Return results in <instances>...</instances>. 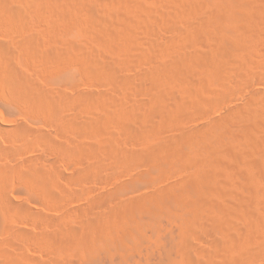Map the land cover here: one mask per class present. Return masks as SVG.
<instances>
[{"label": "bare ground", "instance_id": "1", "mask_svg": "<svg viewBox=\"0 0 264 264\" xmlns=\"http://www.w3.org/2000/svg\"><path fill=\"white\" fill-rule=\"evenodd\" d=\"M51 1L54 2V4H56V6L59 8V11H61V13H62L61 17L64 15L63 19L65 18V16H67L65 18L66 20H68L69 17H71L68 22H66V20L64 19L65 20V29H63V27H62V31L64 32V34H66V35H68L70 33L73 34L72 32L75 31V33H77V34L88 33V35H86V36H89V33H90V36H92V37L95 36L94 39L96 38V41L98 40V42L105 48H109V47L114 46L113 45L114 42L116 43V41L118 39H120L121 42H122L121 39H123L124 42L126 40V42L128 41L129 44L133 43V42H131L133 40V39L131 40V38L134 34L132 32H136L135 30L136 29L138 30L140 28V27L138 28V25L139 26L142 25L141 24V20H142L141 15H142V12L144 10H142V8H141L140 9L142 11L141 12L139 9H137V8H139V6L138 7L135 6L134 8H136V9L134 11L131 9V11H128V13L126 12L127 14H130V15H127V18L123 17L122 19L118 20V22H117V18H116V21H115V22H117L116 24L113 23V26H111V27L108 24L109 27L107 25L108 28L106 30H104V29L101 30V29H99L100 25L98 26L99 28H96L97 24H95V21H94L95 18L97 17V15L94 12H96L98 10L92 9L90 11V17L91 18H87V17H89L88 13H87V17L86 16L84 17L83 16L84 13L82 12L83 10L81 11L83 14H77L78 12L76 13L75 10H73L75 6L72 7L73 9L70 8L73 5V3L71 5H69L71 3V2L69 3V1H71V0H47V2H51ZM113 1L110 3H108L109 1L107 2L109 8L112 6H115V5H116V7L120 6V3L119 4L116 3L119 1H116V2L115 1L113 2ZM189 1L188 0H171L172 8L169 11V13L171 12L170 15L168 14L169 15L168 20L171 22H174L176 19L179 20L181 17H185V19L186 18L189 19V17H190V19H189V21L187 20L188 21L187 24H186L187 21L185 22V21H182L180 19V21H182V23L185 22L186 25L183 27V29H184V31H183L184 40H182V38H181L183 43L180 42L181 44L178 45L181 47L180 48L176 47V44L174 46L176 49L179 48L176 51V53L172 52L174 55L172 53H170L173 55V56H170V54H169L170 57L164 56V57L158 58V60L155 62L156 64H154V66H152V69L149 67L150 71H149V68H148V70L146 69L148 71V72L147 71L145 72L146 73L145 78L147 80H145V79H143V80L147 81L146 83H148V82L150 83L149 86H150V89H151L153 95L152 94H151L152 96L149 95V96H151V97H149L150 99L147 97L148 98L147 102H146V100H144V102H143L144 103L143 104L144 109L142 108V106H138V104H140V102L138 104H136L135 102L134 103L132 102L134 104V106L135 105L138 106V109H136V110H139V107L143 109V110L138 111L140 113V116H138V120H137L138 123L135 124L137 127L134 124L132 126V128L136 127V128H138V130L133 129V132L131 133L129 131L131 129V127H128L130 124L125 125L124 120L130 119L131 117L127 118V117H125L126 115H124L125 118H123L124 120H122L124 122V124L122 123L120 117H119L120 122L117 120L118 119L117 115L120 114V116H121V111H122L121 107H123V106L125 107L127 105V102L129 104L130 103L129 99H126V100L122 99V100H124V102H126V103H124L126 105H123L120 107H118L120 105V102L118 100L119 105L117 107L121 111L115 115L117 118L116 119L117 120L116 124H118L117 126L119 127V125H120L124 129L129 128V130H127V133L129 131L128 134L129 135L131 134L130 137L135 138V140L137 138L139 140V142L143 144V145L142 144L140 145V143L138 142V144L140 146L135 149L136 154H134V152H135L134 150L129 151V155H131L130 153L133 152V157L130 156V158H132L134 160V162L131 159V161H129L128 165H132V166L134 165L135 166V164L138 165L137 164V162H138V163L143 165L141 167L145 168V166H146L150 169H158L160 171V174H162L164 176L166 174L167 176H169L170 174L168 175V170H165V169L169 168L170 164L168 163L169 164L168 167L166 165H164V164H166L167 157H169L168 153L166 151L169 152V150H170V152H171V150L174 149L176 147V145H179L180 143H182V145L185 143L188 146H190V145L192 146L191 150H189L188 152H187L188 149L186 150V153H183V152L178 153L176 151L177 147L175 148L176 150L172 152L173 154H174V152H176L177 155L180 154L179 159H178L177 155L175 156V158H177L179 160V162L178 163L176 162V163L178 165H180V167L177 165L178 168H175V173L179 172V168L185 170L182 172V176H184L186 174L184 172H188L186 174V177L183 178V182L181 183V185H172L171 184L170 188H168V191H167L168 195L167 196L164 195L162 192H157L154 194L150 193L149 192L150 187L148 188V190H149L148 192L145 191L147 189L144 190L146 193L149 194V196H146L145 193H143L144 191H142V189H141L142 196H141V194L139 195L136 191L135 192L137 193V195H135V193H134V196L132 194H131V196H129L128 192L129 193L134 192L133 191L134 186L139 185V184H132L136 181V180L133 181V179H137L135 177L136 174L134 175L133 178H131L132 180L130 179V183L128 182V183H124L121 185H119V184L116 185V183L118 181H116L114 179V181H115L114 183L116 186L115 185H113V186L116 187L115 189H109V188H108L109 190L105 189L106 193L102 192L103 194H101V195L94 192L97 195V196L95 195L96 197L93 196L94 200L89 202V203L87 201L86 203L88 205L85 203L87 205V206L85 205L86 208H84L82 206L83 208L79 210V207L75 208L76 206L74 205L75 206L74 207L72 204L71 205L69 204V207H68V204L66 203L67 196H65L66 194L64 191L65 190L67 191L68 188L61 186L62 183L60 184L59 183L60 181L58 182V180L60 179L59 176L61 177V170H60L61 168L59 169V165L57 164V161L55 159H54L55 160L54 161L52 158L44 156L43 154H39L33 158H29L28 162L25 163L24 165H23V163L22 164L19 163L17 165L16 172L19 174V176L26 183L31 184L36 190L44 191V193H46L48 195V196H46L47 197L46 199H48V197H49V199L51 201H54V203H59L60 207L61 206L63 207L62 210H64V211L66 210V212H64V215L62 218H59L61 216L56 215L59 218L57 220V218L54 216L42 217L41 215L31 211L30 208H28V206L25 204L14 203L13 201H12L13 203L10 202L8 204L6 201V203H4L6 205L0 204V219L3 216V212H7L10 214L11 213H13V214L14 213L15 214L25 213L28 216H30V218L32 217L31 218L32 220L38 219L43 224L42 225L43 230L40 231V233L38 235H35V234L30 233L28 231L17 230L14 227H12V229L11 228L7 229V226H5L7 229V230L5 229L6 230L5 234L7 236L4 234L3 235L7 238L2 236V237H4V239H2V237H0L2 239V240L1 239L0 240L1 241H3V240L7 241L8 243H6V244L7 245L9 244L8 246L10 247V248L8 247V250L5 248V250H3V252L0 253L1 257H3V259L5 261V264H13L15 262V259H16L15 249H17V247L19 246L16 244V241L14 243L10 239H8L11 237V236L9 237V235H11V234H14L16 236L24 235V236L30 238L31 240L36 241L37 244L39 242V244L44 243L45 245L48 242V240L50 242L53 239V240H56L57 244H60L59 246L61 248H63L66 252H69V253L72 252V254L76 253L77 255L83 254L84 255L83 257L88 255V257H90V258L92 257V259H96V257H97L96 254H99L100 251L104 250V248H106L107 246L109 247V245L107 244V240L111 241L112 244L113 243L117 244L116 242L112 241L114 238L116 239V237H117L116 241L118 242V245H119V247H117L119 249V251H117L118 250L117 248H116L117 250H114L112 248L114 250V252L109 251L108 248L106 249L109 251V253H107V254H110V255H108L109 256L108 258L110 260L109 264H132V263H134V262L131 263V258L136 256L137 254L142 253V251H144L146 247L149 248L148 247L149 243L151 242V239H153V238H154V241H156V242H160V241L164 240V238H165L167 243H166L165 250L163 253L164 255L160 256V259L155 261V262H152V263L146 262L143 264H217V263L218 264H252L253 261H255L254 259L257 260V258H256L257 256H259V255L261 256L264 253V233H263L264 231H263L262 225H261L262 223L264 225V94H261V93L256 91L252 97H250L251 95H249V97H248V95H247L248 92H245L247 89L246 88L247 87L246 81H247L248 77H251L249 75H251V73H252L251 72L252 67H250V66H252L255 63V61H253L252 54L255 53L260 48V44H262V45L264 44V39H263L264 38V0H249V3H247L248 7H246V9H248V12L250 13V14L248 13V15H249L248 19L249 20L247 19L246 21H243V23H241V20L240 21L237 20V17L235 16V13H234L235 5L232 3V0L231 1L203 0L205 2V3L203 2L204 3L203 8L205 7L206 9L204 11L205 12L204 19H202V20L200 19V16L198 17L197 15H195L194 10H196L197 8L194 9L195 7H193V9H194L193 10L191 7V3H189ZM194 1L195 0H193V3H194ZM99 2H101V0ZM133 2L136 3L135 1H133ZM168 2H166V3H168ZM143 3H141V4H143ZM158 3H156V4H158ZM244 3L246 4V2H244ZM54 4H52V5H54ZM0 5L2 6V8L4 7V10H6L7 7H6V3L4 1L1 0ZM34 5H36V4H34ZM7 6H8V4H7ZM11 6H12V4H11ZM36 6H38V4ZM39 6H40V4H39ZM45 6H46V4H45ZM145 6H147V5H145ZM238 7H240V6H238ZM37 8L40 9V7H37ZM87 8H89V7H87ZM119 8L121 9V7H119ZM145 8H143V9H145ZM240 8H239V10H240ZM107 9H108V7H107ZM146 9L149 10V8H146ZM34 10H35V12L39 11L36 9H34ZM41 10L39 12H41ZM123 10H124V8H123ZM150 10H151V8H150ZM8 11H10V10H8ZM24 11H25V8H24ZM59 11H58V18L60 16ZM77 11H79L78 8H77ZM110 11H112V10H110ZM125 11H123V12L125 13ZM235 11H237V10H235ZM245 11L242 12L243 15L247 13V12L244 13ZM18 12L21 13L20 15L24 14L20 11H18ZM123 12H120V13H123ZM11 13H13V10ZM102 13L103 12H101V14ZM126 13H125V15H126ZM150 13L151 12H149L148 14H150ZM152 13H153V11H152ZM14 15L17 16L19 14H15V12H14ZM25 15L26 14H24L22 16H25ZM163 15H165V14H163ZM248 15L246 14L247 17H248ZM149 16H151V14ZM241 16H240V18H241ZM77 17H79V19H77ZM165 17H166V15H165ZM238 17H239V15H238ZM244 17H245V15H244ZM247 17H245V19ZM18 18H20V20H22L21 16ZM119 18H120V16H119ZM25 19H26V17H25ZM58 20H61V19H58ZM64 20L63 21L61 20L59 22H64ZM164 20H166V19L164 18ZM243 20H244V18H243ZM55 21H54V23H55V25H57ZM92 22H94L95 26H94V24H92ZM146 22L148 23V21H146ZM171 22H170V24L166 23L168 25H171V26H169L170 28L173 26V24ZM177 22L178 21H176L175 24ZM179 23H177V24L179 25V27H181V25ZM29 25L31 27L30 23H29ZM62 25L63 24H61V26ZM114 25H116V26H114ZM147 26H145V27H147ZM27 27H28V25H27ZM176 27H178V26H176ZM176 27H174L175 30L177 29ZM142 28H144V27H142ZM174 29H172V30H174ZM179 29L180 28H178V31L177 30L176 31L180 33ZM147 30L149 31V29H147ZM21 31H23V30H21ZM52 31H53V29H52ZM175 32H174V34H175ZM179 33H176V34H179ZM172 34L170 35V37H168V39L169 38L171 39V37L174 36V35L172 36ZM23 35L24 34H22V37H23ZM25 35H26V33H25ZM48 35H50V34H48ZM57 35H59V33ZM66 35H64L65 38H64V42H63L62 46L59 44H57V45L60 47H57V45L56 46L52 45V47H54V48L53 49L51 48L52 49L51 51L48 50L47 54H45V55L43 54L45 52L44 51L42 53L44 56L43 55L42 56L43 57L46 56L45 59L48 61L49 66L51 64L54 67L58 68L57 70L60 71V74H58V73H56V74L59 75V78L62 77L66 80H68V78H69L72 85H76L75 84V82H76L75 77L77 74L75 72L71 73V71L73 68H75L79 65L78 64V62H79L78 58L79 57L78 56L76 57V55L74 53L73 54L71 53L72 50H74L75 53L77 50H75V46H72L70 40H68L70 38H67ZM135 35H137V34H135ZM19 36H21V35H19ZM149 37H152V36H149ZM177 37H179V35ZM23 39H25V38H23ZM115 39H117V40H115ZM159 39H160V37H159ZM155 40H156V37H155ZM124 42H122V43H124ZM172 42L175 43L174 41H172ZM128 43H126V44H128ZM134 43H135V41H134ZM177 43H178V41H177ZM126 44H124V45H126ZM155 44H157V46H155V47H158V45H159L158 42L157 43L155 42ZM170 44H171V42H170ZM45 45L47 46V44H45ZM165 45H166V43H165ZM50 46H51V44H50ZM133 46H135V45L133 44L131 46V44H130V47H132V48H129L128 50H127V48L129 46H127L126 49L123 47V49H125V50L122 49V51H124V52H122L120 49L118 55H121V56L116 58L118 62L115 59L114 61H112V62H114V64L112 63L111 67L109 65H107L108 68H110L108 70H110L109 74L111 76H109V77L111 80V85L108 83L109 81L108 82L105 81V80H107V77H106V79H102L104 77V74L103 75L100 74L101 73V72H99L100 69L97 70L98 68L95 67L96 65L95 66L91 65L92 62H90L91 63L90 65L87 64V68H86L87 70L84 71V69H83L84 67L82 69L80 68L81 70H83V72L81 71L83 73V76L85 75L86 79L88 78V81H90V78L91 79L93 78L95 81H98L99 87H101V88L103 86L105 87L104 93H103L102 89H101L102 90V92H101V91H99L100 89H98V88H97L98 92H96V89L94 90V92H91V91L86 92L85 89H84L85 92H78L77 90L79 88L77 89L75 87L77 93H76V96L73 98L69 97L66 93H65V95H64V93L63 94L60 93V95H59L58 94L59 92H57V95L61 99V102L59 103L60 100H58V102L56 104H55L56 101L54 102V98L52 99L51 96H50L51 99H48L49 93L47 91L45 92L46 89L44 91L41 90V88L38 87L39 86L38 83L34 82L35 80L33 78H32L33 80L31 79V81H33L36 84L34 85V84H32L33 82H30L31 76L30 77L23 76L24 73L21 75L22 72L21 73L19 72L20 73L19 74L18 70L15 71L13 69L12 70L9 68L7 69L8 66L6 67L5 65H2L3 63L0 64V91L2 89V91L5 92V94H7V92H8V94L11 95L10 97H12L11 99L12 100L14 99L15 101H17L20 104V106H21V104H25V105L29 106V108L31 107L34 110H37V112H40V114H43L45 116V117L43 116L44 118L47 117L45 114L48 115V113H49L50 119L49 118L48 119L50 120V122L54 126L59 128L58 129L59 135L57 134L58 138H57V136H55L56 139L54 137V134L57 131L56 132L54 131L55 133L51 134V133H53V130L56 129V128L53 129L52 127L51 128L53 130L50 129L51 132L50 131L49 132H40V131H36L34 129H31V128H28L26 126H23V125L22 126L17 125V126L11 127V129L8 127L10 129L11 133L9 132V129L5 128L8 130L7 134L9 133L11 138L13 140H15L16 143H17V141L18 142L20 141V143H22L24 140H27V138L29 136H32L35 140H37V142L39 141L40 143H42L40 146H42V145L46 146L47 145L48 147H52L53 149H55V148L57 150L59 149L61 154H62V152H64L67 155L70 154V156L73 155L72 157H74V153H75V155H76V153H78L77 155L81 156L80 158L79 157L77 158L78 161H79V159L82 158V156L85 158L87 157L89 159L90 158L93 159V161L88 160V161H92L90 163H88V161L86 163V161L81 159L86 164L82 163V161H81V164H84V165H80V164L79 165L84 166V167L81 168L78 165L80 167V170L83 169V171L79 172L80 170L79 171L77 170L79 168H76V172H78V173H74V175H77V177H75V180H76V178H78V175H79V177L83 178V182H85L84 180L86 179L88 181V183L90 182V184H91L95 179H97L96 177H98V179H99L101 174L104 175L103 177L107 178L106 180H108L107 167L111 165V163H110L111 160H113L112 161L113 166L117 165L116 167H118L120 164H122L119 167L124 166V168H126V167L128 168L127 165H126V167H125V165H123V162L125 161V163H128V160H130V158L127 160V154H126L127 152H125V153L122 152L124 149H127V148H124L121 151V149H117V148H115V149H110V148L103 149V147H102L100 150V148H98V147H100L99 145L96 148L95 144L92 145L91 143L89 144V143H87V142L85 143V141H83L84 137H86V135H89V133L90 134L95 133L96 138H94V139L98 138L97 134L99 132L101 134L100 129H102L106 124L112 123V122H110L111 120L110 121L108 120L110 118H106L107 119L106 120L105 116L112 113L111 116H112L113 120L115 119V116H113L115 114V113H113V110L109 109V112L112 111L111 113H109L108 109L105 107V109H107L106 112H108L109 114H106L104 112L105 111V109H104L103 112H104V114H106L105 116L103 114H101L103 112H98L99 114L96 115V112H97L96 111L95 114H93V115L89 114L91 117L90 116L88 117L86 115V118H89V119L84 120L85 117L83 118V116H82L81 120H80V118H76V115H77L76 113H75L76 115L74 117H72V116L70 118L67 117L68 116L67 114H69V112H66L65 109L67 111H70V113H71L72 110L77 111L79 108V110L77 112H79L78 115H81L80 109L82 108V110H83V109H86L88 107V105L91 106L90 105L91 102H93V104H94L95 101H97L98 103L101 102L103 105H107V106L111 105L112 102L108 99H110V98L112 99V97L114 95V94L112 95V90H111V92L109 91L111 93V95H109V97L110 96H112V97H110V98L108 96H106V98L104 97L105 92H107L106 91V89L108 88V87H106L107 85H110V87H111L113 84V87L116 85L115 87H119V88L122 87L123 89H129V87L131 85V83H130L131 79H129V76L128 77L123 76L124 73L121 74L118 71V69L120 70V67L122 68L123 65H124V67L126 65H130L132 62H134L136 60H137L136 61L137 63L140 60L142 61V59H143V57L141 56L142 54L139 55L142 57V59L140 57V59L138 60L139 57H136L137 55L135 54V55H133L135 57L134 58L135 60H133V56L131 55V53H135L134 51L133 52L131 51V49L133 50L135 48ZM151 46H153V45H151ZM72 47H74V48L71 50ZM188 48H190L191 51ZM158 49H160V46ZM34 50H35V48H34ZM42 50H44V49H42ZM42 50L40 51V53L42 52ZM115 50L116 49H114V51ZM148 51H149V49H148ZM163 51H165V49H163ZM117 52H118V49H117ZM120 52H122V53H120ZM143 53L147 54L145 52H143ZM158 55H159V53H158ZM158 55L156 54L155 56H158ZM147 58H145L143 60H146ZM83 59H82V61H83ZM152 59H153V57H152ZM7 60H9V59H7ZM112 60H113V58H112ZM150 60L151 59L146 60L147 62L145 61L147 66H148V62ZM153 60H155V58ZM11 61H10V63H11ZM80 61H81V59H80ZM102 61H103V59H102ZM258 62H260V61H258ZM8 63H9V61H8ZM87 63H89V61ZM145 63L143 62V65ZM133 64H132V66H134ZM254 65L256 67V64H254ZM53 66H50V67H53ZM97 66L100 68L99 64ZM101 66H103V65L101 64ZM107 66L104 65L103 66L104 69ZM149 66H151V64H149ZM262 66L263 65H261L259 67H262ZM139 67H140V65H139ZM127 68H129V67H127ZM140 68H142V67H140ZM143 68H144V66H143ZM42 69H44V68H42ZM53 72H55V71H53ZM135 72H137V71H135ZM253 72H255V71H253ZM53 76H56V75H53ZM105 76H108V74ZM137 77H138V75H137ZM140 78L142 79L143 77L141 76ZM53 79H54V77H53ZM83 79H85V78L83 77ZM144 81H142V82H144ZM82 82L79 83L80 86L82 85ZM84 83H83V85H84ZM106 83H108V84H106ZM134 85H136V84H134ZM77 86L79 87V85H77ZM140 86H142V85H139V87ZM60 88H62V86ZM54 89L55 88L53 87V91H54ZM57 89H59V88H57ZM57 89H55V90H57ZM47 90H48V88H47ZM74 90H72L71 92L75 93L76 91H74ZM116 91H117V89H116ZM125 91H127V90H125ZM135 91H136V89H135ZM109 92H107V93L109 94ZM148 92H150V91H148ZM71 94L73 95V93H71ZM132 94H135V93H132ZM235 94L238 96V99L237 98L236 99L239 100V102L238 103L235 102L233 104V100L235 99V97H233V96ZM61 95L63 96V100L61 98ZM165 95H167L168 99H170V100H167ZM162 96L164 97L163 99H162ZM107 97H108V99H107ZM115 98H117V97H115ZM128 98H130V97L128 96ZM143 99H144V97H143ZM143 99H140V101ZM49 100H50V102H51V100L53 101V102H51L52 108L55 107V108H53V112L51 110V105H50ZM165 100H167V101L165 102ZM225 100L228 102L230 101L229 102L230 104L228 103L229 106L231 105V102L233 105H235V104L236 105L234 107H231L230 110L225 111L227 108L225 107L226 109L224 110L223 109L224 105H222V102ZM130 101H132V100H130ZM200 101H201V103L204 102L203 103L204 105H206L205 103H207L208 108H210L209 106H211L213 109H217V111H221L223 109L225 111V113H223V115L221 114L222 117H221V115H219L221 117V118L219 117L220 118L219 121L214 122L212 119L213 123H210V121H211V119H210V121H209L210 124L204 122L206 119H204V121L203 120L200 121L202 119V117H201V119H199L200 124H198V125H200V129H199V131L197 130L198 132L196 131V128L191 127L190 125H189L190 128L188 130L186 128L187 131L184 130L185 131L184 132L183 129L185 127L182 128L183 124L179 123V124H182V127L180 125L179 126L182 128V131H183V132H180L181 128L176 126V125H178L177 124L178 122L175 123L176 125L173 124L174 122H176L178 120L180 122V119L182 118V116L180 118L179 113L183 111L182 112V114H183L184 110H187V109L190 110V108L193 107L192 104H194L195 102L200 103ZM225 102H223V104ZM101 103L98 105H102ZM113 103H115V102H113ZM121 103L123 104V102H121ZM141 103H142V101H141ZM116 104H117V102H116ZM190 105H191V107L188 108V106H190ZM194 105H196V104H194ZM202 106L203 105L200 104L201 111H202V109H204V107H205V109H208V108H206V106H204L203 108H202ZM229 106H227V107H229ZM124 107H123V109H124ZM200 107H199V105H197V107L195 106V108H197V109H200ZM56 108L58 110H56V112H55L54 109H56ZM101 108H99V109H101ZM126 109H127V106H126L125 110ZM128 109H130V106ZM193 109H194V107H193ZM193 109H191L189 111V112L192 111V114H190V115H192V117H193L194 111L196 110V109H194V110ZM63 110H64V115H65V113H67L66 117L63 115ZM125 110H123V111H125ZM126 111H128V110H126ZM131 111H133V110H131ZM114 112H115V110H114ZM135 112L136 111H134V113ZM196 112H198V111H196ZM207 112H208V110H207ZM132 113L133 112H131V114ZM186 113L189 114L188 112H186ZM215 113L217 114L218 112H215ZM85 114H87V113L85 112ZM131 114H130V116H131ZM195 114H197V113H195ZM198 114H200V113H198ZM78 115H77V117H79ZM185 116H187V115H184V118H185ZM188 116H187V119H189ZM107 117H109V116H107ZM195 117H197V116H195ZM214 117H216V116H214ZM134 118H135V116H134ZM134 118H133V116L131 118V119H133V121H132L133 123L136 120V119L134 120ZM184 118H182V119L184 120ZM156 119L159 120L160 123H161V121H162V123H165L166 126L169 125V129L162 131L163 133L166 131L171 132L172 128H174V126H175V127H178L180 129L178 132H180L181 134H179L178 132H173V131H172L173 133H171V134L167 133V132H166L167 134H163L161 132V134H163V136L170 134L172 139L171 138L169 140L165 139V141L166 140H168V141L167 142L164 141L165 143L161 142L162 144L158 143L159 145H156V142H157V140H156V142L154 141L155 144H153L156 147L152 146L151 143L149 142V139H148L149 137L147 134V128L149 129V127H150V129H151L153 127L152 130L154 131V126L156 123H158V121H156ZM190 119H191V117H190ZM45 120L47 121V119H45ZM217 120H218V117H217ZM107 121H109V123H107ZM132 122H130V123L132 124ZM207 122H208V119H207ZM186 123H187V121H186ZM47 125H51V124L49 123ZM161 125L162 124H160V126ZM165 125L163 124L162 127L163 126L165 127ZM171 125H174V126L172 128H170ZM198 125H197V127H198ZM157 126H158V124H157ZM186 127H187V125H186ZM166 128H164V129H166ZM193 128L195 130H193ZM48 129H49V127H48ZM111 129L113 130L114 128H111ZM119 129H121V128L119 127ZM177 129H176V131H177ZM134 130H135V132H134ZM159 130H160V127L158 128V131ZM111 133H112L111 135L114 134L113 132H111ZM174 133L176 136L174 135L175 137H172V134H174ZM177 133L179 135H177ZM151 134H150V137H151ZM161 134H160V136H161ZM77 135H79V136H77ZM82 135H83V137H81ZM118 136H120V135H118ZM125 136L128 137V138L126 137V140L130 139L127 134ZM89 137H91V136H89ZM101 137H103V136H101ZM103 138H107V137L105 136ZM110 138H112V137H110ZM162 138L164 140V137H162ZM168 138H169V136H168ZM116 139H118V138H116ZM122 139H123V137H122ZM151 139H153V137ZM163 140H161V141H163ZM15 141H13V142H15ZM105 141H106V139H105ZM114 141L111 140V142H110V140H109L110 143H108V145L112 144L111 146L115 147L114 143H116V142H114ZM37 142H36V144L38 145ZM99 142H101V141H99ZM124 142H125V140H124ZM151 142H153V140ZM16 143H15V145H16ZM13 144L10 146V148L13 146ZM100 144H102V142ZM111 146H109V147H111ZM142 146H144L143 150L141 149ZM15 148L17 149V147H15ZM15 148L12 147L11 151L10 150L9 151L14 153L17 151V150H15ZM52 148H50V149H52ZM187 148H190V147H187ZM128 149H127V151H128ZM137 149H138L139 153H137ZM130 150H132V149H130ZM139 150L140 151L142 150V151L140 152ZM180 151H181V149H180ZM62 155H65V154H62ZM170 155H172V154H170ZM70 156L68 158H70ZM172 156H170V157L172 158ZM171 158H169V159H171ZM74 159L75 158H73V160ZM106 160H108V164H110V165L107 164V166L104 167V163ZM109 160H110V162H109ZM126 160H127V162H126ZM71 161H69V162H71ZM135 161H137V162L135 163ZM73 162H71V163H73ZM170 162H172V161H170ZM130 163H133V164H130ZM172 164H174V163H172ZM165 166H166V168H165ZM116 167H113V168L111 167V169H113V173H114ZM124 168H123V172L127 173L128 170L127 169L124 170ZM132 168H135V167H132ZM5 169L6 168L4 166L0 167V179L5 174V172H6ZM117 169H119V168H117ZM143 169L140 171H144L147 173V171H145ZM135 170H137V169H135ZM169 170H170V168H169ZM172 170H173V168H172ZM120 171L121 172H119V173H122V170H120ZM117 172H118V170H117ZM129 172H131V170ZM113 173H112V175H113ZM119 173H117V176ZM136 173H138V172H136ZM156 173H157V170H156ZM170 173H172V172H170ZM183 173H184V175H183ZM115 174H116V171H115ZM110 175L111 174H109V176ZM128 175L130 176L131 173L130 174L128 173ZM172 175H173V173H172ZM172 175L169 176V178L172 177ZM180 175H181V173L179 172V177H181ZM113 176L115 178V175H113ZM148 176H150V175H148ZM130 177H132V175ZM156 177H159V176L157 175ZM156 177H154V178H156ZM160 177H162V176H160ZM160 177H159V179H160ZM56 178H59V179L57 180ZM101 178L99 180H102ZM110 178H112V176H110ZM151 178H152L151 180L148 179V183H150L149 181L153 180V176ZM163 178L164 177H162V179ZM78 179L80 180V178H78ZM178 179H176V181ZM73 180H74V177H73ZM99 180H97V181H99ZM125 180H127V179H125ZM125 180H122L121 182H123ZM138 180L140 181V183L144 182V180L143 181H141V179H138ZM108 181L106 184L109 183ZM131 181H133V182L131 183ZM172 181H173V179H172ZM180 181H182V180H180ZM164 182H165V180H164ZM164 182L160 181V183H164ZM167 182H168V180L166 181V183ZM174 182H175V180H174ZM200 182H202L201 184H204V187H201V186H200L201 188L199 187L198 184H200ZM151 184H152V182H151ZM108 185L111 186L110 184H108ZM101 186L103 188V185H101ZM163 186H165V184ZM104 187L106 188V186H104ZM139 189H140V187H139ZM159 189H161V187ZM165 189H163V190L165 191ZM63 192L65 195L60 194ZM98 192H100V191H98ZM66 193H68V192H66ZM143 194H144V196H143ZM171 194L172 195L174 194L173 198H170ZM89 201H90V199H89ZM54 203H53V205H54ZM61 204H63V205H61ZM70 206H73V207H70ZM78 211L80 212V215H82L81 218H80V216L78 217L79 220H77V216L79 215V214L77 215ZM58 214H60V213L58 212ZM4 215H6V214L4 213ZM111 219H114L116 221L115 223L118 222V224H117L118 226H116V233H115V231H113L115 233V235H117V232H118V236L115 237V235L112 234L113 236L110 235L109 238H111V239L109 240V238L106 239V235L104 236L101 233V231L103 230L104 232L103 231L102 232L104 234H106L105 230L107 228H105V227L109 226V224L107 226H106V224L109 223V221H112ZM163 220H165L167 222L166 224L170 225V229L172 231L168 230L169 226L167 227L165 224H163V222H162ZM113 222L114 221L111 222L112 225H114ZM163 225H165L167 229ZM114 226H113V229H114ZM50 227H52L55 230L50 231L49 230ZM172 228H175L176 232L173 231ZM108 229L106 230L107 233L109 231ZM117 229H118V231H117ZM111 230H112V228L110 229V231ZM111 233H112V231H111ZM51 242L53 244V241H51ZM54 243H55V241H54ZM47 245H50V244H47ZM251 245H252V247H251ZM111 247H113V246H111ZM147 248H146V250H147ZM157 249H156V251H157ZM60 251H61V249H60ZM106 252L107 251H105V253ZM115 252H118V254ZM116 254L118 255V258H119L118 261L114 260ZM215 257H217V259H215ZM85 258H83V260ZM143 258H145V257H143ZM218 258H220L221 261L217 262ZM86 260H88V259H86ZM19 261H16V262H19ZM79 261H81V260H79ZM79 261H78V263H79ZM21 262H22V260H21ZM21 262H20V264H21ZM90 262H91V260H90Z\"/></svg>", "mask_w": 264, "mask_h": 264}, {"label": "rangeland", "instance_id": "2", "mask_svg": "<svg viewBox=\"0 0 264 264\" xmlns=\"http://www.w3.org/2000/svg\"><path fill=\"white\" fill-rule=\"evenodd\" d=\"M1 1V0H0ZM2 1H4L5 3H6V10H4V7L2 8V6L0 5V64H2V65H5L6 67H7V69L9 68V69H13V70H18V73L20 72H22L21 73V75L23 74V76H27V77H30L31 76V78H30V82H33V81H31V79L33 78L35 81L34 82H36V83H38V87L39 88H41V90H45V92L47 91L48 93H49V96H48V99H51V97H52V99L54 98V102H55V104L58 102V100H60L59 101V103L61 102V99L58 97V95H57V92H59L58 94L60 95V93H64V95H65V93L69 96V97H71V98H73V97H75L76 96V93H77V91L78 92H85L84 91V89L86 90V92H94V90L96 89V92H98V90H97V88L98 89H100L99 91H101L102 92V90H103V93H104V91H105V87L103 88H101V87H99V84H98V81H95L93 78V80L90 78V81H88V78L86 79V76L84 75L83 76V70H81L83 67V69H84V71L85 70H87L86 68H87V64H91L90 62H92V64L91 65H96L95 67L96 68H98L97 70H99L100 69V71L99 72H101L100 74H104V77L102 78V79H106V77H107V80H105V81H109L108 83L111 85V80H110V77L109 76H111L109 73H110V70H108V69H110V68H108V66L107 65H109L110 67H111V64L113 63L114 64V62H112V61H114L116 58H118L119 56H121V55H118V53H119V50L121 49V51H122V49H123V47L126 49L127 48V46H129L128 48H127V50L129 49V48H132V47H130V44H131V46L134 44L135 46H133V47H135L133 50L131 49V51L133 52H135V53H131V55L133 56V55H137L136 57H139L138 58V60L140 59V57L142 56L143 57V59H145V58H149V59H151L149 62H148V66H147V64L145 63V61L146 60H149L148 58L146 59V60H143L142 59V57H141V59H142V61L145 63L144 65H143V62L141 61H139L138 63L136 62V61H134V62H132L130 65H126L125 67H124V65L122 66V68L120 67V70L118 69V71L122 74V73H124L123 74V76H129V79H131L130 80V83H131V85H130V87L132 88H130L129 87V89H123L122 87H113V84H112V88L110 87V85H107L106 87H108L107 89H106V91L107 92H111V90H112V95H113V97L112 96H110V97H112V99L109 97V95H111V93L109 92V94L107 93V92H105V94H104V97L106 98V96H108L110 99H108V97H107V99L108 100H110L112 103L113 102H115V103H111V105H103L101 102H97V101H95V103L93 104V102H91V106H89L88 105V107L86 108V109H83L82 110V108L80 109V113H81V115H78V113L79 112H77L78 110H79V108H78V110L77 111H71V113H70V111H67L66 109H65V111L66 112H69V114H67V113H65V115H64V110H63V115L66 117V114L68 115L67 117H74L76 114L79 116V117H77V115H76V118H80V120H81V117L83 116V118H84V120L85 119H89V118H86V115L89 117L90 115H93V114H95V112H96V115L97 114H99L98 112H103L104 111V109H105V107L108 109V112H109V109H111V110H113V113H115L113 116H115L116 114H118L121 110V116H120V114H118L117 116V118H116V116H115V119L113 120V118H112V116H111V112H109V113H111V114H109L108 112H106L107 111V109H105V113L106 114H109V115H106V114H104V112L103 113H101V114H103L104 116H105V119L106 118H110V119H108L110 122H112V123H109V121H107V123H109V124H106L102 129H100V131H101V134H100V132L97 134V136H98V138L97 139H94V138H96V135H95V133L93 134V133H89V135H86V137H84V140L83 141H85V143L87 142V143H91L92 145H94L95 144V146H96V148L98 147V145L100 146V147H98V148H100V150H101V148L103 147V149H105V148H110V149H115V148H117V149H121V151L124 149V148H129L128 149V151H127V149H124L122 152L123 153H125V152H127L126 154H127V160L130 158V156L131 157H133V152H131L130 154L131 155H129V151H135L134 152V154H136V148H138L142 143H140L139 142V140L136 138V140H135V138H131L130 136H131V134L129 135L128 133H129V131L132 133L133 132V129H135V130H138V128H136L137 126L135 125V124H137L138 123V116H140V113L138 112L139 110H143L144 108H143V102H144V100H146V102L148 101L147 99L149 98V97H151L152 95H153V93H152V91H151V89H150V86H149V82L148 83H146L147 81H144L143 79H145V80H147L146 78H145V72L148 70V68L150 67L151 69H152V66H154V64H156L155 62L158 60V58H160V57H164V56H169V54L170 53H176V51L181 47V46H178V45H180L181 43H183L182 42V40H184V37H183V31H184V29H183V27L188 23V21H189V19H190V17H189V19H185V17H181L180 19L182 20V21H187L186 22V24H185V22H183L182 23V21H180V19L179 20H175L174 22H171V21H169L168 19H169V15H170V13H169V11H170V9L172 8V6H171V0H114L115 2L116 1H119V2H116V3H120V6H117L116 7V5L115 6H112V7H110L109 8V6H108V3H110V2H112L113 0H101V2H99L100 0H71V1H69V5H71L72 3H73V5L70 7L71 9H73L72 7L73 6H75L74 7V9L73 10H75V12L77 13V14H83V16L85 17H87V13H88V16L89 17H87V18H91L90 17V11L93 9V10H98V11H96V12H94L96 15H97V17L95 18V24H97L96 26V28H99V29H101V30H106L108 27H109V25H110V27L111 26H113V23H117L118 22V20H120V19H122L123 17L124 18H127V15H130V14H127L128 13V11H131V9L134 11L136 8H134L135 6H139V8H137V9H141L142 8V10H144L143 12H142V15H141V26H139L138 25V30L136 29L135 31L136 32H132V33H134L133 34V36H132V38H131V42H133V43H128V41L126 42V40H125V42L123 41V39H121L122 40V42H124V43H122L121 41H120V39H115V40H117L116 41V43L114 42V46H112V47H109V48H105V47H103L99 42H98V40L96 41V38L94 39V37H92V36H90V33H89V36H86V35H88V33H83V34H77V33H75V31H73L72 33L73 34H68V35H66V34H64V32L62 31V27H63V29H65V18L67 17V16H65V20L63 19V17H64V15L61 17V15H62V13H61V11H59V8L56 6V4H54V2H47V0H2ZM30 1V2H29ZM33 1V2H32ZM43 1V2H42ZM109 1V2H108ZM113 1V2H114ZM129 1V2H128ZM132 1V2H131ZM133 1H135L136 3H134ZM169 1V2H168ZM189 1V0H188ZM221 1H224V0H221ZM225 1H231V0H225ZM41 2V3H40ZM108 2V3H107ZM144 2V3H143ZM159 2V3H158ZM166 2H168V3H166ZM197 2V3H196ZM204 1L203 0H195L194 1V3H193V0L191 1H189V3H191V7H192V9H193V7H195L194 9H196V10H194L195 11V15H197L198 17L200 16V19L202 20V19H204V16H205V7L203 8V6H204V3H203ZM244 2H246V4L244 3ZM28 3V4H27ZM54 4V5H52V4ZM115 3V4H116ZM141 3H143V4H141ZM156 3H158V4H156ZM161 3V4H160ZM194 5H193V4ZM203 5H202V4ZM232 3L235 5V10H237V11H235L234 10V13H235V16L237 17V20H241V23H243V21H246L248 18H249V15H248V9H246V7H248V4L247 3H249V0H232ZM7 4H8V6H7ZM11 4H12V6H11ZM34 4H38V6H36V5H34ZM39 4H40V6H39ZM43 4V5H42ZM45 4H46V6H45ZM106 4V5H105ZM134 4V5H133ZM136 4V5H135ZM242 4V5H241ZM84 5V6H83ZM100 5V6H99ZM143 5V6H142ZM145 5H147V6H145ZM161 5V6H160ZM170 5V6H169ZM193 5V6H192ZM10 6V7H9ZM36 6V7H35ZM86 6V7H85ZM108 7V9H107V7ZM133 6V7H132ZM142 6V7H141ZM238 6H240V7H238ZM34 7V8H33ZM37 7H40V9L39 8H37ZM50 9H49V8ZM58 9H57V8ZM87 7H89V8H87ZM93 7V8H92ZM115 9H114V8ZM119 7H121V9L119 8ZM149 8V10L148 9H146V8ZM170 7V8H169ZM24 8H25V11H24ZM76 8V9H75ZM77 8H78V10L79 11H77ZM82 8V9H81ZM85 8V9H84ZM91 8V9H90ZM123 8H124V10H123ZM126 8V9H125ZM143 8H145V9H143ZM150 8H151V10H150ZM238 8V9H237ZM239 8H240V10H239ZM10 10V11H8V10ZM34 9H36V10H41V12H39V11H36L35 12V10ZM89 9V10H88ZM153 9V10H152ZM166 9V10H165ZM169 9V10H168ZM202 9V10H201ZM244 9V10H243ZM12 10H13V13H11L12 12ZM15 10V11H14ZM20 11V12H22V13H24V14H26L25 16H22V15H24V14H22V15H20L21 13H19L18 11ZM83 10V11H82ZM87 10V11H86ZM110 10H112V11H110ZM121 10V11H120ZM125 11V13H126V15H125V13L123 12V11ZM201 10V11H200ZM246 10V11H245ZM58 11H59V18H58ZM83 13H82V12ZM85 11V12H84ZM89 11V12H88ZM116 11V12H115ZM123 12V13H120V12ZM152 11H153V13H152ZM161 11V12H160ZM167 11V12H166ZM243 11H245L244 13H246L247 15H248V17L246 16V14H244L245 15V17H247L246 19H245V17H244V15H243ZM6 12V13H5ZM14 12H15V14H19V15H14ZM18 12V13H17ZM28 12V13H27ZM35 12V13H34ZM55 12V13H54ZM99 12V13H98ZM101 12H103L102 14H101ZM149 12H151L150 14H151V16H149L150 14H148ZM159 12V13H158ZM164 12V13H163ZM199 12V13H198ZM237 12V13H236ZM86 13V14H85ZM105 13V14H104ZM204 13V14H203ZM239 13V14H238ZM8 14V15H7ZM57 14V15H56ZM99 14V15H98ZM104 14V15H103ZM115 14V15H114ZM121 14V15H120ZM144 14V15H143ZM163 14H165L166 15V17H165V15H163ZM169 14V15H168ZM203 14V15H202ZM250 14V13H249ZM4 15V16H3ZM111 15V16H110ZM118 15V16H117ZM159 15V16H158ZM238 15H239V17H238ZM242 15V16H241ZM15 16V17H14ZM22 17V20H20V18H18V17ZM119 16H120V18H119ZM163 16V17H162ZM203 16V17H202ZM240 16H241V18H240ZM24 17V18H23ZM25 17H26V19H25ZM32 17V18H31ZM61 17V18H60ZM111 17V18H110ZM202 17V18H201ZM18 20H17V19ZM61 19L62 21L64 20V22H59V21H61V20H58V19ZM71 17H69V19H70ZM116 18H117V22H115L116 21ZM157 18V19H156ZM164 18L166 19V20H164ZM243 18H244V20H243ZM16 19V20H15ZM57 19V20H56ZM68 19V18H67ZM69 19L68 20H66V22H68L69 21ZM77 19H79V17H77ZM112 19V20H111ZM144 19V20H143ZM151 19V20H150ZM56 20V21H55ZM150 20V21H149ZM153 20V21H152ZM155 20V21H154ZM160 20V21H159ZM169 22H168V21ZM249 20V19H248ZM23 21V22H22ZM30 21V22H29ZM54 21L56 22V24L58 25H55V23H54ZM114 21V22H113ZM146 21H148V23L146 22ZM176 21H178L177 23H179L180 25H181V27H179V25L176 23L175 24V22ZM26 22V23H25ZM154 22V23H153ZM170 22L173 24V26L174 27H176V26H178V27H176L177 29V31H178V28H180L179 30H180V33L179 32H177L175 29H174V27L172 28H170L169 26H171V25H168V24H170ZM29 23L31 24V27H30V25H29ZM145 23V24H144ZM166 23H168V24H166ZM55 26H54V25ZM61 24H63L62 26H61ZM92 24H94V22H92ZM95 24H94V26H95ZM109 24V25H108ZM148 26H147V25ZM27 25H28V27H27ZM100 25V26H99ZM107 25H108V27H107ZM93 26V25H92ZM99 26V27H98ZM105 26V27H104ZM114 26H116V25H114ZM145 26H147V27H145ZM166 26V27H165ZM169 28H168V27ZM20 27V28H19ZM24 29H23V28ZM27 27V28H26ZM52 27V28H51ZM58 27V28H57ZM103 27V28H102ZM142 27H144V28H142ZM26 28V29H25ZM30 28V29H29ZM146 28V29H145ZM168 30H166V29ZM33 29V30H32ZM51 29V30H50ZM52 29H53V31H52ZM56 29V30H55ZM143 29V30H142ZM145 29V30H144ZM147 29H149V31L147 30ZM153 29V30H152ZM172 29H174V30H172ZM183 29V30H182ZM21 30H23V31H21ZM26 32H25V31ZM28 30V31H27ZM55 30V31H54ZM61 30V31H60ZM147 30V31H146ZM52 31V32H51ZM57 31V32H56ZM143 31V32H142ZM162 31V32H161ZM173 31V32H172ZM176 31V32H175ZM182 31V32H181ZM50 32V33H49ZM62 32V33H61ZM139 32V33H138ZM146 32V33H145ZM174 32H175V34L176 33H179V34H174ZM25 33H26V35H25ZM35 33V34H34ZM59 33V35H57ZM157 33V34H156ZM173 33V34H172ZM22 34H24L23 35V37H22ZM48 34H50V35H48ZM52 34V35H51ZM92 34V33H91ZM135 34H137V35H135ZM151 34V35H150ZM159 34V35H158ZM172 34V36L173 37H171V39L169 38L168 39V37H170V35ZM263 34V33H262ZM19 35H21V36H19ZM55 35V36H54ZM64 35H66V37L67 38H70V39H68V40H70V42H71V44H72V46H75V50H77L76 51V53L74 52V50H72L74 47H72L71 48V53L73 54H75L76 55V57L78 56L79 58V62H78V64L80 65H78L77 67H75V68H73L72 69V71H71V73H73V72H75L77 75H76V82H75V84L76 85H72V83H71V81H70V79L68 78V80H66V79H64V78H62V77H60L59 78V75L58 74H60V71L59 70H57L58 68H56V67H54L53 65H51L50 64V66H53V67H50L49 66V63H48V61L45 59L46 58V56L45 57H43L45 54H47V52H48V50H52L54 47H52V45H57V44H59V45H61L62 46V44H63V42H64ZM83 35V36H82ZM94 35V34H93ZM152 36V37H149V36ZM179 35V37H177ZM182 35V36H181ZM34 36V37H33ZM138 36V37H137ZM158 36V37H157ZM165 36V37H164ZM263 36V35H262ZM30 39H29V38ZM60 37V38H59ZM63 37V38H62ZM137 37V38H136ZM155 37H156V40H155ZM159 37H160V39H159ZM177 37V38H176ZM23 38H25V39H23ZM152 40H151V39ZM181 38H182V40H181ZM263 38V37H262ZM49 39V40H48ZM54 39V40H53ZM92 39V40H91ZM173 39V40H172ZM178 39V40H177ZM264 39V38H263ZM30 40V41H29ZM59 40V41H58ZM62 40V41H61ZM170 40V41H169ZM174 41L175 43H173L172 41ZM176 40V41H175ZM180 40V41H179ZM35 41V42H34ZM61 41V42H60ZM90 41V42H89ZM94 41V42H93ZM120 41V42H119ZM134 41H135V43H134ZM138 41V42H137ZM177 41H178V43H177ZM22 42V43H21ZM60 42V43H59ZM74 42V43H73ZM155 42L157 43L158 42V47H155V46H157V44H155ZM170 42H171V44H170ZM181 42V43H180ZM20 43V44H19ZM26 43V44H25ZM91 43V44H90ZM122 43V44H121ZM126 43H128V44H126ZM151 43V44H150ZM165 43H166V45H165ZM261 43V42H260ZM263 43V42H262ZM37 44V45H36ZM44 44V45H43ZM45 44H47V46L45 45ZM50 44H51V46H50ZM124 44H126V45H124ZM161 44V45H160ZM175 44H176V47H179L178 49H176L174 46H175ZM20 45V46H19ZM22 45V46H21ZM36 47H35V46ZM151 45H153V46H151ZM39 46V47H38ZM44 46V47H43ZM50 46V47H49ZM159 46H160V49H158L159 48ZM163 48H162V47ZM168 46V47H167ZM259 46V45H258ZM263 46V47H262ZM39 49H38V48ZM57 47H60V46H58L57 45ZM114 47V48H113ZM140 47V48H139ZM154 47V48H153ZM174 47V48H173ZM9 48V49H8ZM29 48V49H28ZM32 48V49H31ZM34 48H35V50H34ZM44 49V50H42V49ZM50 48V49H49ZM52 48V49H51ZM79 48V49H78ZM111 48V49H110ZM139 48V49H138ZM154 50H153V49ZM6 49V50H5ZM47 49V50H46ZM114 49H116L115 51H114ZM117 49H118V52H117ZM125 49H123V50H125ZM137 49V50H136ZM147 49V50H146ZM148 49H149V51H148ZM158 49V50H157ZM163 49H165V51H163ZM172 49V50H171ZM190 51H191V49L190 48H188ZM10 50V51H9ZM42 50V52L40 53V51ZM143 50V51H142ZM45 51V52H44ZM49 51V52H50ZM160 51V52H159ZM262 51V52H261ZM44 52V53H43ZM79 54H78V53ZM107 52V53H106ZM122 52H124V51H122ZM122 52H120V53H122ZM143 52H145V53H147V54H144ZM151 52V53H150ZM157 52V53H156ZM255 52V51H254ZM44 55H43V54ZM149 53V54H148ZM158 55V53H159V55L158 56H155L156 54ZM172 53V54H173ZM256 53V54H255ZM255 53H253L252 54V58H253V61H255V63L254 64H256V67H255V65L253 64L252 66H250V67H252L251 68V75H249V76H251V77H248V79H247V81L249 82H247L246 81V83H247V89H246V91L245 92H248L247 93V95H248V97H249V95H251L250 97H252L253 95H254V93L257 91V92H259V93H261V94H264V44L262 45V44H260V48L255 52ZM107 54V55H106ZM113 56H112V55ZM142 54V55H141ZM172 54H170V56H173ZM262 54V55H261ZM43 55V56H42ZM109 55V56H108ZM139 55H141V56H139ZM256 55V56H255ZM150 56V57H149ZM169 56V57H170ZM11 57V58H10ZM113 58V60H112V58ZM145 57V58H144ZM152 57H153V59L155 58V60H153L152 59ZM84 58V59H83ZM135 57L133 56V60H135L134 59ZM7 59H9V60H7ZM80 59H81V61H80ZM82 59H83V61H82ZM102 59H103V61H102ZM137 59V58H136ZM12 60V61H11ZM40 60V61H39ZM132 60V61H133ZM8 61H9V63H8ZM10 61H11V63H10ZM46 63H45V62ZM89 61V63H87ZM116 61H117V59H116ZM258 61H260V62H257ZM43 62V63H42ZM104 62V63H103ZM106 62V63H105ZM118 62V61H117ZM136 62V63H135ZM147 62V61H146ZM5 63V64H4ZM134 63V64H133ZM261 63V64H260ZM8 64V65H7ZM44 66H43V65ZM84 64V65H83ZM99 64V66H100V68L97 66ZM101 64L104 66H107L105 69H104V67L103 66H101ZM132 64L134 65V66H132ZM149 64H151V66H149ZM153 64V65H152ZM11 65V66H10ZM86 65V66H85ZM136 65V66H135ZM139 65H140V67H142V68H140L139 67ZM261 65H263L262 67H259V66H261ZM43 66V67H42ZM143 66H144V68H143ZM254 66V67H253ZM258 66V67H257ZM12 67V68H11ZM47 67V68H46ZM103 67V68H102ZM127 67H129V68H127ZM147 67V68H146ZM42 68H44V69H42ZM81 68V69H80ZM150 68H149V71H150ZM103 69V70H102ZM107 69V70H106ZM128 69V70H127ZM133 71H132V70ZM141 69V70H140ZM147 69V70H146ZM102 70V71H101ZM127 70V71H126ZM137 71V72H135V71ZM255 71V72H253V71ZM53 71H55V72H53ZM59 71V72H58ZM82 71V72H81ZM139 71V72H138ZM104 72V73H103ZM106 72V73H105ZM108 72V73H107ZM142 72V73H141ZM148 72V71H147ZM19 73V74H20ZM56 73H58V74H56ZM70 73V74H71ZM82 73V74H81ZM119 73V74H120ZM127 73V74H126ZM144 73V74H143ZM85 74V73H84ZM108 74V76H105V75H107ZM118 74V73H117ZM53 75H56V76H53ZM131 75V76H130ZM134 75V76H133ZM137 75H138V77H137ZM143 77L142 79L140 78L141 76ZM54 77V79H53V77ZM140 76V77H139ZM83 77L85 78V79H83ZM109 77V78H108ZM29 79V78H28ZM32 79V80H33ZM82 79V80H81ZM101 79V80H102ZM136 79V80H135ZM141 79V80H140ZM37 80V81H36ZM86 80V81H85ZM92 80V81H91ZM136 82H135V81ZM83 81V82H82ZM104 81V80H103ZM142 81H144V82H142ZM32 83V84H36V83ZM80 82H82V85L80 86ZM86 84H85V83ZM93 82V83H92ZM83 83H84V85H83ZM88 83V84H87ZM108 83H106V84H108ZM134 84H136V85H134ZM65 85V86H64ZM77 85H79V87L77 86ZM139 85H142V86H140L139 87ZM62 86V88H60ZM73 86V87H72ZM145 86V87H144ZM53 87L55 88V89H57V88H59V89H57V90H55L54 89V91H53ZM75 87L78 89L77 91H76V89H75ZM81 87V88H80ZM139 87V88H138ZM44 88V89H43ZM47 88H48V90H47ZM50 88V89H49ZM74 90V91H76L75 93L74 92H71L72 90ZM74 88V89H73ZM110 88V89H109ZM102 89V90H101ZM116 89H117V91H116ZM123 89V90H122ZM135 89H136V91H135ZM144 89V90H143ZM125 90H127V91H125ZM134 90V91H133ZM140 90V91H139ZM142 90V91H141ZM248 90V91H247ZM262 90V91H261ZM132 91V92H131ZM148 91H150V92H148ZM3 92V93H2ZM47 93V94H48ZM53 93V94H52ZM71 93H73V95L71 94ZM107 93V94H106ZM117 93V94H116ZM132 93H135V94H132ZM142 93V94H141ZM150 93V94H149ZM75 94V95H74ZM130 97V98H128V96ZM139 94V95H138ZM152 94V95H151ZM55 95V96H54ZM131 95V96H130ZM136 95V96H135ZM142 95V96H141ZM149 95H151V96H149ZM11 95L10 94H8V92H7V94H5V92L4 91H2V89H1V91H0V167L1 166H4L6 169V172H5V174L3 175V177L0 179V204H2V205H6V204H4V203H6V201H7V204L8 203H10V202H14V203H18V204H25V205H27L28 206V208H30V210L31 211H33V212H35V213H37V214H39V215H41L42 217H47V216H54V217H56L57 218V220L59 219V218H62L63 217V215H64V212H66V210L64 211V210H62V206L60 207V205H59V203H54V201H51L50 199H49V197H48V199H46L47 197L46 196H48L46 193H44V191H38V190H36L31 184H29V183H26L20 176H19V174L16 172V167H17V165L19 164V163H23V165L25 164V163H27L28 162V160H29V158H33V157H35L36 155H39V154H43L44 156H47V157H50V158H52L53 160L55 159L56 161H57V164L59 165V169L61 170V177L59 176V178H56L57 180H58V182L61 184V186H63V187H67L68 189H67V191L65 190L64 192H65V194H64V192L63 193H60V194H62V195H65V196H67V200H66V203L68 204V207H69V204L71 205H75L74 207L75 208H77V207H79V210L80 209H82L83 207L84 208H86L85 207V205L87 204L86 202L88 201V203L89 202H91V201H93L94 200V198H93V196L94 197H96L97 195H96V193L97 194H103L106 190L105 189H107V190H109V189H115L116 187V185H121V184H124V183H130V179L131 178H133L134 177V175H135V177L137 178V179H133V181L134 180H136L134 183H132L133 181H131V183L132 184H139L138 186L137 185H135L134 186V189H133V191L134 192H128V194H129V196H131V194L134 196V193H135V195H137V193L140 195L141 194V196H142V191H144L145 189H147V190H145V191H149L150 193H152V194H154V193H157V192H162L164 195H168V193H167V191H168V188H170V186H171V184L172 185H181V183L183 182V178L184 177H186V174L188 173V172H184V173H186L185 175H184V173H183V175L184 176H182V172L183 171H185V170H183V169H181V168H179V172L181 173V177H179V172L178 173H175V168H178V166L180 167V165H178L177 163L179 162V155L180 154H178L177 155V153L176 152H174V154L172 153L173 151H175L176 149V151L178 152V153H180V152H183V153H186V150H187V152L189 151V150H191V145L190 146H188V145H186L185 143L182 145V143H180L179 145H176V149L174 148V149H172L171 150V152H170V150H169V152L168 151H166L167 153H168V156L169 157H167V161H166V164H164V165H166L167 167L169 166V164H170V166H169V168H170V170H169V168H166V166H165V170H168V175L169 176H171L172 175V173H173V175H172V177H170L169 178V176H167L166 174H165V176L164 175H162V174H160V171L158 170V169H150V168H148V167H146L145 166V168L144 167H141V166H143L142 164H140V163H138L137 161H135V163L137 162V164L139 165H136L135 164V166L133 165H128L129 164V161H131V159L132 158H130V160H128V163H125V161L123 162V165H125V167H126V165L128 166V168L126 167V168H124V166L123 167H119V166H121L122 164H120L118 167H116V166H113L112 164H113V160H111V162H110V160H109V162L111 163V165L110 164H108V160H106L105 161V163H104V167L105 166H107V164L108 165H110L112 168L113 167H116L115 168V171H116V174H115V171H114V173H113V169H111V167L110 166H108L107 167V175H108V180H106L107 178L106 177H103L104 175H102L101 174V176L99 177V179L101 178L102 180H99L98 179V177H96L97 179H95L91 184H90V182L88 183V181L85 179L84 181L85 182H83V178H81V177H79V175H78V178H80V180L78 179V178H76V180H75V177H77V175H74V173H78V172H76V168H79V169H77L78 171L80 170V167L81 168H83L84 166H80V165H84V164H86L87 163V161L88 160H92L93 161V159H89V158H85V157H83L82 156V160H84V161H86V163L85 162H83L81 159H79V161L77 160V158L79 157H81V156H79V155H77L78 153H76V155H75V153H74V157H72V156H70V154L69 155H67L66 153H64V152H62V154H65V155H62L61 153H60V150L58 149H53L52 147H48L47 145V147L45 146V145H42V146H40L42 143H40L39 141L37 142V140H35L32 136H29L28 138H27V140H24L22 143H20V141L18 142L17 141V143H16V141L15 140H13L12 138H11V136L9 135V133L7 134V132H8V130L7 129H11V127H13V126H17V125H20V126H26V127H28V128H31V129H34V130H36V131H40V132H51V130L50 129H54V128H56L55 130H53V133H51V134H54L56 131V135L54 134V137L55 136H57V138H58V135H59V131H58V129L59 128H57L56 126H54L51 122H50V115H49V113H48V115L47 114H45L47 117L46 118H44L45 116L43 115V114H40V112H37V110H34L33 108H29V106H27V105H25V104H21V106H20V104L17 102V101H15L14 99L12 100L11 98L12 97H10ZM51 96V97H50ZM57 96V97H56ZM121 96V97H120ZM237 95L235 94L233 97H235V99L237 98L238 99V96L236 97ZM115 97H117V98H115ZM124 97V98H123ZM126 97V98H125ZM139 97V98H138ZM143 97H144V99H143ZM148 97V98H147ZM165 97H166V99L167 100H170V99H168V96L167 95H165ZM59 98V99H58ZM61 98H62V100H63V96L61 95ZM138 98V99H137ZM164 97L162 96V99H163ZM122 99H124V100H126V99H129V102L131 103H129L128 104V102H127V105L126 104H124V103H126V102H124V100H122ZM134 99V100H133ZM140 99H143V100H141L142 101V103H141V101H140ZM150 99V98H149ZM233 100V104L236 102V103H238L239 102V100ZM117 100V101H116ZM118 100H119V102H120V105H119V103H118ZM121 100V101H120ZM130 100H132V101H130ZM136 100V101H135ZM167 100H165V102L167 101ZM15 101V102H14ZM128 101V100H127ZM226 101V100H225ZM225 101H223V102H225ZM49 102H50V100H49ZM51 102H53L52 100H51ZM51 102H50V105H51ZM116 102H117V104H116ZM121 102H123V104L121 103ZM135 102L136 104H138L139 102H140V104H138V106H142V108H140L139 107V110H136V109H138V106L137 105H135L134 106V104L133 103ZM145 102V103H146ZM169 102V101H168ZM167 102V103H168ZM223 102H222V105H224L223 106V109L225 110L226 108V110L225 111H228V110H230L231 109V107H234L235 105H233L232 104V102H231V105L229 106L228 105V103L230 102H228V101H226L224 104H223ZM102 104V105H98V104ZM199 102H195L194 104H196V105H194V104H192V106L194 107V109H196L195 111H194V113H193V117H192V115H190V114H192V111L191 112H189L191 109H193V107H191V105L190 106H188V108L189 107H191L190 108V110H184V113L182 114V112H180L179 114V117L181 118V116H182V118H184V115H189L190 117H191V119H190V117L188 116V118L189 119H187V116H185V118H184V120L182 119H180V122H179V120L178 121H176V122H174L173 124L174 125H176L175 123H177L178 125H176V126H178V127H182V124H183V127L182 128H184L183 129V131L185 130V131H187L189 128H190V126L191 127H194V128H196V131L198 130L199 131V129H200V125H198V124H200V121H204V119H206L204 122H206V123H208V124H210V123H213L212 122V119H213V121L214 122H216V121H219L220 120V118L222 117V115H223V113H225V111L222 109L221 111H217V109H213L211 106H209L210 108H208L207 107V103H205L206 105H204L203 103H201V101H200V103L198 104ZM227 103V104H226ZM54 104V103H53ZM96 104V105H95ZM115 104V105H114ZM133 104V105H132ZM142 104V105H141ZM166 104V103H165ZM200 104L201 105H203L202 106V108L204 107V106H206V108H208V109H205V107H204V109H202V111H201V107H200ZM226 104V105H225ZM230 104V103H229ZM98 105V106H97ZM119 105V106H118ZM123 105H126L127 106V109L126 110H128V111H126L125 110V108H126V106L124 107ZM130 106V109H128L129 108V106ZM197 105H199V107H200V109H197V108H195V106L197 107ZM233 105V106H232ZM26 106V107H25ZM116 106V107H115ZM120 107V106H123L124 107V109H123V107H121V110L120 109H118V107ZM133 108H132V107ZM227 106H229V107H227ZM24 107V108H23ZM90 107V108H89ZM102 107V108H101ZM114 107V108H113ZM226 107V108H225ZM53 108H55V107H53ZM53 108H52V105H51V110H52V112H53ZM58 108V107H57ZM54 109L55 110V112H56V110H58V109ZM99 108H101V109H99ZM31 109V110H30ZM103 109V110H102ZM135 109V110H134ZM193 109V110H194ZM34 110V111H33ZM85 110V111H84ZM87 110V111H86ZM114 110H115V112H114ZM123 110H125V111H123ZM130 110V111H129ZM131 110H133V111H131ZM204 110V111H203ZM207 110H208V112H207ZM134 111H136L135 113H134ZM196 111H198V112H196ZM85 112L87 113V114H85ZM92 112V113H91ZM124 112V113H123ZM131 114V112H133L132 114H131V116H130V114ZM142 112V111H141ZM186 112H188L189 114H187ZM215 112H218L217 114L215 113ZM76 113V114H75ZM123 113V114H122ZM195 113H197V114H195ZM198 113H200V114H198ZM207 113V114H206ZM211 113V114H210ZM215 113V114H214ZM90 114V115H89ZM129 114V115H128ZM214 114V115H213ZM222 114V115H221ZM70 115V116H69ZM123 115V116H122ZM124 115H126L125 117H127V118H132V116H133V118H134V116H135V118H134V123L132 122L133 121V119H126V120H124L123 118H125L124 117ZM208 115V116H207ZM213 115V116H212ZM219 115H221V117L219 116ZM44 116V117H43ZM107 116H109V117H107ZM195 116H197V117H195ZM200 116V117H199ZM204 116V117H203ZM214 116H216V117H214ZM91 117V116H90ZM121 118V121L122 120H124V122H125V125L126 124H130L128 127H131V129L129 130V128H126V129H124L123 127H121L120 125H119V127L122 129H119V127L117 126L118 124H116L117 123V120L119 121V119ZM201 117H202V119H201ZM207 117V118H206ZM209 117V118H208ZM217 117H218V120H217ZM220 117V118H219ZM49 118V119H48ZM216 118V119H215ZM45 119H47V121L45 120ZM68 119V118H67ZM117 119V120H116ZM199 119H201L200 121H199ZM207 119H208V122H207ZM210 119H211V121H210ZM215 119V120H214ZM83 120V119H82ZM107 120V119H106ZM129 120V121H128ZM115 121V122H114ZM156 121H158V123H156L155 124V126H154V131L152 130L153 129V127L150 129V127H149V129L147 128V134H148V139H149V142L151 143V145L152 146H155V145H153V144H155V142H156V140H157V142H156V145H159L158 143H160V144H162V143H165V142H167L170 138H171V136H170V134L171 133H173V132H178L180 129L178 128V127H175L174 125H171V127L170 128H172L173 126H174V128H172V131L170 132V131H166L167 133H170V134H168V135H166V136H163V134H167L166 132H162V131H165V130H167V129H169V125L168 126H166L165 125V123H162V121H161V123H160V121L159 120H157L156 119ZM183 121V122H182ZM186 121H187V123H186ZM209 121H210V123H209ZM120 122V121H119ZM124 122L122 121V123L124 124ZM130 122H132V124L130 123ZM186 124H185V123ZM51 124V125H47V124ZM179 123H182V124H179ZM111 124V125H110ZM133 124L136 126V127H133L132 128V126H133ZM157 124H158V126H157ZM160 124H164L165 125V127L163 126L162 127V125L160 126ZM109 125V126H108ZM180 125V126H179ZM185 125V126H184ZM186 125H187V127H186ZM190 125V126H189ZM197 125H198V127H197ZM157 126V127H156ZM9 127V128H8ZM48 127H49V129H48ZM52 127V128H51ZM107 127V128H106ZM118 127V128H117ZM160 127V130L158 131V128ZM167 127V128H166ZM180 127V128H181ZM5 128H7V129H5ZM111 128H114L113 130L111 129ZM156 128V129H155ZM164 128H166V129H164ZM178 128V129H177ZM182 128H181V130H180V132H183L182 131ZM186 128H187V130H186ZM193 128V130H195ZM198 128V129H197ZM10 129H9V132H10ZM48 129V130H47ZM108 129V130H107ZM119 129V130H118ZM176 129H177V131H176ZM124 130V131H123ZM127 130H129L128 131V133H127ZM135 130H134V132H135ZM150 130V131H149ZM171 130V129H170ZM192 130V131H193ZM55 131V132H54ZM149 131V132H148ZM184 131V132H185ZM191 131V130H190ZM197 131V132H198ZM111 132H113L114 134L113 135H111L112 133ZM126 132V133H125ZM161 132L163 133V134H161ZM180 132H178L179 134H181ZM11 133V132H10ZM103 133V134H102ZM106 133V134H105ZM117 133V134H116ZM122 133V134H121ZM152 133V134H151ZM177 133V135H179ZM58 134V135H57ZM116 134V135H115ZM128 135L129 136V138L131 139H128V140H126V137L127 136H125V135ZM150 134H151V137H150ZM160 134H161V136L162 137H164V140H163V138L160 136ZM183 134V133H182ZM94 137H93V136ZM107 137V138H103V137H105V136ZM118 135H120V136H118ZM122 135V136H121ZM175 135V133L174 134H172V137H175L174 136ZM77 136H79V135H77ZM89 136H91V137H89ZM100 136V137H99ZM101 136H103V137H101ZM116 136V137H115ZM168 136H169V138H168ZM81 137H83V135L81 136ZM88 137V138H87ZM110 137H112V138H110ZM122 137H123V139H122ZM153 137V139H151ZM166 137V138H165ZM110 138V139H109ZM116 138H118V139H116ZM128 138V137H127ZM156 138V139H155ZM158 138V139H157ZM160 138V139H159ZM55 139H56V137H55ZM105 139H106V141H105ZM108 139V140H107ZM165 139H168V140H166L165 141ZM172 139V138H171ZM38 143V145L36 144V142ZM87 140V141H86ZM104 142H103V141ZM109 140H110V142H111V140L112 141H114V142H116V143H114V146L115 147H112L111 145H108V143H110L109 142ZM120 140V141H119ZM124 140H125V142H124ZM130 140V141H129ZM134 140V141H133ZM153 140V142H151ZM159 140V141H158ZM161 140H163V141H161ZM13 141H15V142H12ZM27 141V142H26ZM94 141V142H93ZM99 141H101L102 142V144H100L101 142H99ZM127 141V142H126ZM129 141V142H128ZM137 141V142H136ZM155 141V142H154ZM165 141V142H164ZM35 142V143H34ZM138 142L140 143V145L138 144ZM162 142V143H161ZM15 143H16V145H15ZM98 143V144H97ZM119 143V144H118ZM137 143V144H136ZM13 144V146L12 147H17V149L15 148V150H17L16 152H14V153H12V152H10L11 151V149H12V147L10 148V146ZM102 145V146H101ZM143 145V144H142ZM109 146H111V147H109ZM182 146V147H181ZM190 147V148H187V147ZM156 147V146H155ZM9 148V149H8ZM50 148H52V149H50ZM141 148V147H140ZM130 149H132V150H130ZM142 150L144 149V146H142V148H141ZM180 149H181V151H180ZM10 150V151H9ZM99 150V149H98ZM126 150V151H125ZM141 150V151H142ZM59 151V152H58ZM140 151V150H139ZM140 151V152H141ZM137 153H139L138 152V149H137ZM172 154V155H170V154ZM177 155V157H178V159L177 158H175V156ZM70 156V158H68ZM76 156V157H75ZM170 156H172V158L170 157ZM73 158H75L74 160L77 162H75L74 160H73ZM169 158H171V159H169ZM69 159V160H68ZM173 159V160H172ZM54 160V161H55ZM72 160V161H71ZM127 160H126V162H127ZM175 160V161H174ZM69 161H71V162H73V163H71V162H69ZM81 161H82V163H84V164H81ZM92 161H88V163H90V162H92ZM132 161L134 162V160L132 159ZM170 161H172V162H170ZM174 161V162H173ZM177 162V163H176ZM115 163V162H114ZM169 163V164H168ZM172 163H174V164H172ZM176 163V164H175ZM80 164V165H79ZM130 164H133V163H130ZM168 164V165H167ZM80 167H79V166ZM115 165V164H114ZM178 165V166H177ZM78 166V167H77ZM130 167V168H129ZM132 167H135V168H132ZM117 168H121L120 170H122V173H119V172H121L119 169H117ZM123 168H124V170L125 169H127L128 171H127V173L126 172H123ZM144 168V169H143ZM172 168H173V170H172ZM111 169V170H110ZM131 170V172H129L130 170ZM135 169H137V170H135ZM145 170V171H147V173L146 172H144V171H140V170ZM117 170H118V172H117ZM151 170V171H150ZM156 170H157V173H156ZM81 171H83V169H81L79 172H81ZM110 171V172H109ZM134 171V172H133ZM162 171V170H161ZM136 172H138V173H136ZM142 172V173H141ZM149 172V173H148ZM167 172V171H166ZM170 172H172V173H170ZM112 173H113V175H115V178H114V176L112 175ZM117 173H119L118 174V176H117ZM128 173L130 174L131 173V175H132V177H130L129 175H128ZM141 173V174H140ZM155 173V174H154ZM109 174H111L110 176H112V178H110V176H109ZM144 174V175H143ZM160 174V175H159ZM140 175V176H139ZM142 175V176H141ZM148 175H150V176H148ZM153 176V180L152 181H149L150 183H148V179H152L151 177ZM158 175L159 177L160 176H162V177H164L163 179H162V177H160V179H159V177H156V176ZM175 175V176H174ZM139 176V177H138ZM178 176V177H177ZM73 177H74V180H73ZM154 177H156V178H154ZM174 177V178H173ZM110 178V179H109ZM147 178V179H146ZM179 178V179H178ZM114 179L116 180V181H118L117 183H116V185H115V181H114ZM125 179H129L128 181L127 180H125ZM138 179H141V181H143L144 180V182L143 183H140V181L138 180ZM156 179V180H155ZM172 179H173V181H172ZM176 179H178L177 181H176ZM72 180V181H71ZM97 180H99V181H97ZM106 180V181H105ZM122 180H125V181H123V182H121ZM132 180V179H131ZM164 180H165V182H164ZM168 180V184L166 183V181ZM174 180H175V182H174ZM180 180H182V181H180ZM104 181V182H103ZM107 181L109 182L108 184H110L111 186H109L108 184H106L107 183ZM120 181V182H119ZM139 181V182H138ZM160 181L162 182H164V183H160ZM172 183H171V182ZM151 182H152V184H151ZM180 182V183H179ZM175 183V184H174ZM202 182H200V184H198L199 185V187L201 186V187H204V184H201ZM66 186H65V185ZM143 184V185H142ZM148 184V185H147ZM165 184V186H163ZM94 185V186H93ZM101 185H103V188H102V186ZM113 185H115V186H113ZM168 185V186H167ZM104 186H106V188L104 187ZM109 186V187H108ZM163 186V187H162ZM111 187V188H110ZM138 187V188H137ZM139 187H140V189H139ZM150 187V189L148 190V188ZM161 187V189H159ZM167 187V188H166ZM200 187V188H201ZM95 188V189H94ZM109 188V189H108ZM166 188V189H165ZM104 189V190H103ZM141 189H142V191H141ZM152 189V190H151ZM159 189V190H158ZM163 189H165V191L163 190ZM98 191H100V192H98ZM137 193H136V192ZM139 191V192H138ZM143 192V193H145V195L146 196H149V194L148 193H146V192ZM66 192H68V193H66ZM94 192H96V193H94ZM103 192V193H102ZM106 193V192H105ZM44 196H43V195ZM96 195V196H95ZM92 196V197H91ZM143 196H144V194H143ZM174 197V194L172 195H170V198H173ZM88 199V200H87ZM89 199H90V201H89ZM48 200V201H47ZM9 201V202H8ZM12 202V203H13ZM53 203H54V205H53ZM86 203V204H85ZM58 204V205H57ZM66 204V205H67ZM57 205V206H56ZM61 205H63V204H61ZM88 205V204H87ZM86 205V206H87ZM56 206V207H55ZM60 208H59V207ZM73 206H70V207H73ZM83 206V207H82ZM4 207V206H3ZM62 211H61V210ZM61 211V212H60ZM58 212L60 213V214H58ZM79 212V211H78ZM77 212V220H79V216H80V218L82 217V215H80V212L78 213ZM4 213L6 214V215H4ZM18 213V212H17ZM15 214V213H14ZM13 213H7V212H3V216H2V218L0 219V237H2V236H4V235H6L5 234V231L8 229V228H11L12 229V227H14L15 229H17V230H21V231H28V232H30V233H33V234H35V235H38L39 233H40V231H42L43 230V227H42V222L40 221V220H32L31 218H30V216H28L27 214H25V213H18V214H15L14 215ZM62 214V215H61ZM56 215H59V216H61V217H57ZM112 221H114L113 223H114V225H112V221H109V223H107L106 224V226L109 224V226L108 227H105V228H109L108 230L110 231V229L112 228V233H111V231L109 232L108 231V233H107V229L105 230V233L106 234H104L102 231H101V233L105 236L106 235V239L107 238H109V236L110 235H112V234H114L115 235V233H116V226H118L117 224H118V222L117 223H115L116 221L114 220V219H111ZM41 222V223H40ZM163 222V224H165L167 227L169 226V228H168V230L169 231H172L171 229H170V225L169 224H166L167 222L165 221V220H163L162 221ZM165 222V223H164ZM8 224V225H7ZM112 225V226H111ZM165 225H163V226H165ZM262 225V229H263V231H264V225H263V223L261 224ZM5 226H7V229H6V227ZM113 226H114V229H113ZM166 226H165V228H166ZM111 227V228H110ZM104 228V229H105ZM6 229V230H5ZM167 229V228H166ZM173 229V231H175L176 232V229L175 228H172ZM261 229V228H260ZM261 229V230H262ZM49 230L50 231H54L55 229H53L52 227H50L49 228ZM113 231H115V233L113 232ZM117 231H118V229H117ZM264 233V232H263ZM4 234V235H3ZM108 235V236H107ZM7 236V235H6ZM11 236V237H10ZM13 236V237H12ZM24 235H18V236H16V235H14V234H11V235H9V237L10 238H8V239H10L11 241H13L14 243H15V241H16V244L17 245H19L18 247H17V249H15V253H16V259H15V264H20V262H21V260H22V262H21V264H109L110 263V260H109V256L108 255H110V254H107V253H109V251H111V252H114V250H117L118 248L117 247H119V245H118V242L116 241V239H117V237L116 236H118V232H117V235H115V237H116V239L114 238L112 241H114V242H116L117 244H115V243H113L112 244V242L111 241H108L107 240V244L109 245V247L111 248H109L108 246L106 247V248H104V250H102V251H100V253L99 254H96V259H92V257L90 258V257H88V255L87 256H85V257H83L84 255L82 254H76V253H74V254H72V252H66L63 248H61L59 245L60 244H57V242H56V240H51V241H53V244H52V242L50 241L49 242V240H48V242L46 243V245L44 244V243H41V244H39V242H38V244H37V242L36 241H33V240H31L30 238H28V237H26V236H24ZM113 236V235H112ZM5 237V236H4ZM4 237H2V239H4ZM5 238H7V237H5ZM113 238V237H112ZM1 239V238H0ZM1 239V240H2ZM111 238H109V240H110ZM0 240V253L1 252H3V250H5V248L8 250V245L6 244V243H8L7 241H1ZM10 241V242H11ZM54 241H55V243H54ZM153 241V242H152ZM110 242V243H109ZM166 240H165V238H164V240H162V241H160V242H156V241H154V238L153 239H151V242L149 243V248H147V250H146V248H145V250L144 251H142V253H140V254H137L136 256H134V257H132L131 258V263L132 262H134V263H132V264H143V263H146V262H149V263H152V262H155V261H157V260H159L160 259V256H162V255H164L163 253H164V250H165V246H166ZM6 244V245H5ZM47 244H50V245H47ZM111 244V245H110ZM115 244V245H114ZM151 244V245H150ZM57 245V246H56ZM111 246H113V247H111ZM116 246V247H115ZM21 247V248H20ZM59 247V248H58ZM115 247V248H114ZM161 247V248H160ZM251 247H252V245H251ZM10 248V247H9ZM109 249V251L108 250H106V249ZM114 250H113V249ZM117 248V249H116ZM158 248V249H157ZM60 249H61V251H60ZM150 249V250H149ZM156 249H157V251H156ZM160 249V250H159ZM252 249V248H251ZM105 251H107L106 253H105ZM117 251H119V249L117 250ZM102 252V253H101ZM145 254H144V253ZM115 253H117L118 254V252H115ZM21 254V255H20ZM73 256H72V255ZM104 254V255H103ZM116 254V256H115V261H118L119 260V258H118V255ZM140 255V256H139ZM142 255V256H141ZM147 255V256H146ZM101 256V257H100ZM260 256V255H259ZM259 256H257L256 258H257V260L256 259H254L255 261H253V263L252 264H264V253L259 257ZM0 257H1V255H0ZM105 257V258H104ZM137 257V258H136ZM143 257H145V258H143ZM260 259H259V258ZM18 258V259H17ZM83 258H85L84 260H83ZM135 258V259H134ZM52 259V260H51ZM75 259V260H74ZM86 259H88V260H86ZM140 261H139V260ZM215 259H217V257H215ZM20 260V261H19ZM79 260H81V261H79ZM90 260H91V262H90ZM136 262H135V261ZM16 261H19V262H16ZM49 261V262H48ZM62 261V262H61ZM64 261V262H63ZM78 261H79V263H78ZM103 261V262H102ZM105 261V262H104ZM218 261H221L220 260V258H218V260H217V262ZM52 262V263H51ZM54 262V263H53ZM60 262V263H59ZM102 262V263H101ZM216 262V263H217ZM13 263V264H14ZM0 264H5V261H4V259H3V257H1L0 258ZM218 264V263H217Z\"/></svg>", "mask_w": 264, "mask_h": 264}]
</instances>
